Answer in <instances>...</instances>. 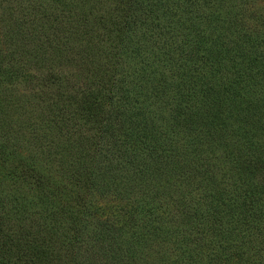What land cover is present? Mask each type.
<instances>
[{
    "label": "trees",
    "instance_id": "trees-1",
    "mask_svg": "<svg viewBox=\"0 0 264 264\" xmlns=\"http://www.w3.org/2000/svg\"><path fill=\"white\" fill-rule=\"evenodd\" d=\"M0 59V264H264V0H0Z\"/></svg>",
    "mask_w": 264,
    "mask_h": 264
},
{
    "label": "rangeland",
    "instance_id": "rangeland-1",
    "mask_svg": "<svg viewBox=\"0 0 264 264\" xmlns=\"http://www.w3.org/2000/svg\"><path fill=\"white\" fill-rule=\"evenodd\" d=\"M1 61V59H0ZM222 160L221 163L223 164ZM220 167L224 168L223 165H221ZM105 213V212H104ZM109 220L111 221H117V223H120L121 221V216L119 214L115 215V214H110ZM11 244H15L14 241L11 240ZM132 245H128L127 243H113L110 246L107 247V250H113V248L115 247L118 248V252L119 254H117V262L116 263H112L111 261L107 262L106 260H101L102 263L104 264H135L136 260H135V254L132 253ZM121 251V252H120ZM157 258V257H156ZM6 260L7 262L9 261L10 263L8 264H22L21 260L18 261L17 259V254L15 253H10L9 256H5L3 261ZM7 264V263H5ZM138 264V263H137ZM150 264V263H149ZM168 264V263H165ZM176 264H181V263H177Z\"/></svg>",
    "mask_w": 264,
    "mask_h": 264
}]
</instances>
